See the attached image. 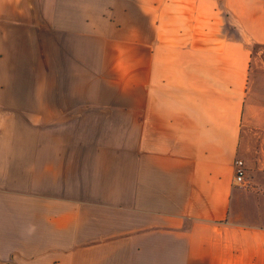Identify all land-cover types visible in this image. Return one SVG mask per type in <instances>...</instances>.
I'll return each instance as SVG.
<instances>
[{"label": "crops", "instance_id": "0c3cea01", "mask_svg": "<svg viewBox=\"0 0 264 264\" xmlns=\"http://www.w3.org/2000/svg\"><path fill=\"white\" fill-rule=\"evenodd\" d=\"M175 1L0 0V264H264V0Z\"/></svg>", "mask_w": 264, "mask_h": 264}, {"label": "rangeland", "instance_id": "374dc122", "mask_svg": "<svg viewBox=\"0 0 264 264\" xmlns=\"http://www.w3.org/2000/svg\"><path fill=\"white\" fill-rule=\"evenodd\" d=\"M191 3H193V0H176L174 3V6L179 7V11L181 13L180 15L182 16L183 12L188 11V6ZM253 152H254V156L252 159H250V162H253V160H254V162H253V165H254L255 161L259 160L261 165L264 166V144H262V146H261L260 142H259L257 149H254ZM238 158H241L244 160L245 167H246V182H247V184H250L251 183L250 181L253 178L252 170L254 168L253 169L250 168V166L246 162V158H244V157H238ZM260 176H261V179L258 181V184H255L252 181V183L254 184L255 187L262 185V181L264 180V173H261Z\"/></svg>", "mask_w": 264, "mask_h": 264}, {"label": "built area", "instance_id": "2783aa9c", "mask_svg": "<svg viewBox=\"0 0 264 264\" xmlns=\"http://www.w3.org/2000/svg\"><path fill=\"white\" fill-rule=\"evenodd\" d=\"M234 182L239 185L246 183V167L241 158H236L234 161Z\"/></svg>", "mask_w": 264, "mask_h": 264}]
</instances>
